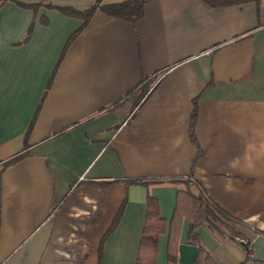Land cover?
Masks as SVG:
<instances>
[{
    "label": "crops",
    "instance_id": "obj_1",
    "mask_svg": "<svg viewBox=\"0 0 264 264\" xmlns=\"http://www.w3.org/2000/svg\"><path fill=\"white\" fill-rule=\"evenodd\" d=\"M21 1L43 5L35 15L0 0V264H135L148 194L169 222L177 186L129 184L100 254L123 180L190 174L246 222L248 264H264V0H148L135 23L98 9L62 59L83 21L45 5L84 10L94 0ZM187 231L184 221L183 241ZM198 234L228 264L247 257L236 237ZM166 249L167 232L156 264Z\"/></svg>",
    "mask_w": 264,
    "mask_h": 264
},
{
    "label": "trees",
    "instance_id": "obj_2",
    "mask_svg": "<svg viewBox=\"0 0 264 264\" xmlns=\"http://www.w3.org/2000/svg\"><path fill=\"white\" fill-rule=\"evenodd\" d=\"M2 2L8 0H1ZM16 2L19 6L23 8L32 9L36 15L42 2L39 3H26L21 0H12ZM148 0H125L117 3H104V0H94L93 3L84 10H78L72 6H54L51 4H46L48 8H53L60 10L62 13L79 18L83 21L81 27L74 32L66 42L63 49L61 58L64 56L65 51L70 43V41L80 33V31L88 24L91 17L98 9L103 12L125 19L132 23L137 22L141 19L145 12V4ZM209 5L213 7H220L232 4H239L248 1H255L257 4L261 0H204ZM43 23H47L48 19L46 16L41 17ZM34 28V21L31 23L28 33L22 42H26L31 37ZM49 82L48 86L50 85ZM151 85L150 81L145 82L137 90L136 100L139 102L145 95L150 91ZM134 93H132L133 95ZM197 116V107H195L192 114L191 120V131L190 135L192 140L197 143L196 136L194 133V124ZM34 122V119L32 123ZM32 125V124H31ZM27 153L17 155L6 162L4 166H8L16 163L19 159L24 157ZM126 183V194L125 197L111 223L107 232L104 234L99 251L102 253L103 244L105 240L115 231L117 226L120 224L125 207L128 202V185L129 184H142L147 187L153 185H176V204L173 209L171 218L169 222L166 221L164 217L160 214L159 200L152 194L147 196V210L145 215V223L142 231L140 246L138 249L135 264H156L157 253H158V243L161 234L167 232V249H166V264H180L179 261V247L182 243L196 245L198 247L197 258L193 264H228V262L221 256L213 255L209 250L204 248L200 244V238L198 234V229L200 227H205L209 233H211L215 238L220 239L225 236H239L245 237L242 231V227H246L247 224L242 219L230 214L225 210L219 203L211 198L207 193L206 189L199 180L195 179L192 174L185 176L183 178H170L151 180L145 178H125L123 180ZM197 186L200 189V194L195 195L191 191V187ZM184 221H188V231L183 241L181 239V232ZM247 240L250 238H246ZM250 241V240H249ZM248 254L246 259L240 264H248L252 259V248L247 247ZM102 257V256H100Z\"/></svg>",
    "mask_w": 264,
    "mask_h": 264
},
{
    "label": "water",
    "instance_id": "obj_3",
    "mask_svg": "<svg viewBox=\"0 0 264 264\" xmlns=\"http://www.w3.org/2000/svg\"><path fill=\"white\" fill-rule=\"evenodd\" d=\"M197 254L198 247L196 245L182 243L179 247L180 264H193Z\"/></svg>",
    "mask_w": 264,
    "mask_h": 264
},
{
    "label": "built area",
    "instance_id": "obj_4",
    "mask_svg": "<svg viewBox=\"0 0 264 264\" xmlns=\"http://www.w3.org/2000/svg\"><path fill=\"white\" fill-rule=\"evenodd\" d=\"M236 239L245 247H250L251 246V241L243 238V237H239V236H236Z\"/></svg>",
    "mask_w": 264,
    "mask_h": 264
}]
</instances>
